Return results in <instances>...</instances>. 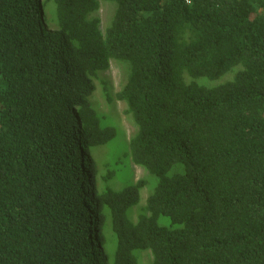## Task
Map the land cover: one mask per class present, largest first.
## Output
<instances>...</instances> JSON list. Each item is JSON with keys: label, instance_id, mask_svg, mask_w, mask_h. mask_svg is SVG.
<instances>
[{"label": "trees", "instance_id": "16d2710c", "mask_svg": "<svg viewBox=\"0 0 264 264\" xmlns=\"http://www.w3.org/2000/svg\"><path fill=\"white\" fill-rule=\"evenodd\" d=\"M111 60L127 81L103 95L126 104L128 156L156 178L134 221L146 182L103 191L91 158L117 136L92 97ZM135 250L264 264V0H0V264H139Z\"/></svg>", "mask_w": 264, "mask_h": 264}, {"label": "rangeland", "instance_id": "374dc122", "mask_svg": "<svg viewBox=\"0 0 264 264\" xmlns=\"http://www.w3.org/2000/svg\"><path fill=\"white\" fill-rule=\"evenodd\" d=\"M44 2V0H42ZM115 11V6L110 2H102L101 7L94 13L100 18V27L103 32L110 24ZM128 69L125 64L118 60H111L110 66L99 72V79L95 81L96 90L92 97L97 99L96 108L101 115L102 126L112 125L117 130V136L106 145L96 147L91 151V158L96 162L98 174L97 181L99 189L105 190L111 188L120 190L128 184H134L143 180L146 185L141 189L140 203L131 209L133 210L134 221L142 212L146 205V199L154 189L156 178L152 176L145 167L134 164L128 156L129 140L136 133L137 128L130 114L126 112L127 106L123 101L116 98L109 101L103 95L102 84L105 80L109 83L112 96L123 89L127 81ZM234 72L227 74V80L233 76ZM190 80V79H189ZM110 218V217H109ZM160 224L169 225L170 219L162 216ZM106 227V236L110 239L107 250L113 251L117 239L113 233L111 219L108 220ZM139 264H152L153 256L149 250H135Z\"/></svg>", "mask_w": 264, "mask_h": 264}, {"label": "bare ground", "instance_id": "6f19581e", "mask_svg": "<svg viewBox=\"0 0 264 264\" xmlns=\"http://www.w3.org/2000/svg\"><path fill=\"white\" fill-rule=\"evenodd\" d=\"M88 217H90V215Z\"/></svg>", "mask_w": 264, "mask_h": 264}]
</instances>
